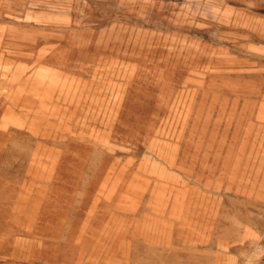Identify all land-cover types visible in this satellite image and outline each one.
I'll list each match as a JSON object with an SVG mask.
<instances>
[{
    "label": "rangeland",
    "instance_id": "obj_1",
    "mask_svg": "<svg viewBox=\"0 0 264 264\" xmlns=\"http://www.w3.org/2000/svg\"><path fill=\"white\" fill-rule=\"evenodd\" d=\"M0 264H264V0H0Z\"/></svg>",
    "mask_w": 264,
    "mask_h": 264
}]
</instances>
